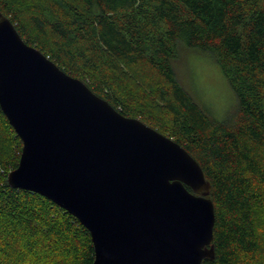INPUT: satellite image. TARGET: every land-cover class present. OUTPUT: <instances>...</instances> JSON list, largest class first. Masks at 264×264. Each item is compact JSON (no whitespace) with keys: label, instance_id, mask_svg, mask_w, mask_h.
Here are the masks:
<instances>
[{"label":"trees","instance_id":"obj_1","mask_svg":"<svg viewBox=\"0 0 264 264\" xmlns=\"http://www.w3.org/2000/svg\"><path fill=\"white\" fill-rule=\"evenodd\" d=\"M0 12L25 43L199 163L216 218V258L203 264H264V0H0ZM182 50L215 59L233 116L212 120L185 90ZM21 153L0 107V264H94L76 217L9 187Z\"/></svg>","mask_w":264,"mask_h":264},{"label":"water","instance_id":"obj_2","mask_svg":"<svg viewBox=\"0 0 264 264\" xmlns=\"http://www.w3.org/2000/svg\"><path fill=\"white\" fill-rule=\"evenodd\" d=\"M0 107L22 141L9 187L76 217L94 264L215 260L212 186L199 163L25 43L1 12Z\"/></svg>","mask_w":264,"mask_h":264},{"label":"rangeland","instance_id":"obj_3","mask_svg":"<svg viewBox=\"0 0 264 264\" xmlns=\"http://www.w3.org/2000/svg\"><path fill=\"white\" fill-rule=\"evenodd\" d=\"M174 69L179 82L212 120L222 122L233 116L237 105L234 91L212 56L182 50Z\"/></svg>","mask_w":264,"mask_h":264}]
</instances>
